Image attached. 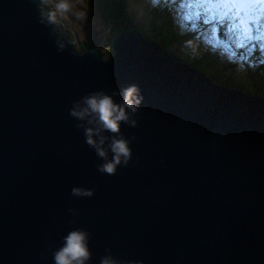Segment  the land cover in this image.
<instances>
[{"label":"water","instance_id":"95a60500","mask_svg":"<svg viewBox=\"0 0 264 264\" xmlns=\"http://www.w3.org/2000/svg\"><path fill=\"white\" fill-rule=\"evenodd\" d=\"M150 40L127 28L108 56L78 50L41 0H0V264H54L76 228L91 233L89 264L106 249L141 264H264V98ZM130 84L143 95L137 125H121L132 160L107 175L69 110Z\"/></svg>","mask_w":264,"mask_h":264},{"label":"clouds","instance_id":"9594fccd","mask_svg":"<svg viewBox=\"0 0 264 264\" xmlns=\"http://www.w3.org/2000/svg\"><path fill=\"white\" fill-rule=\"evenodd\" d=\"M191 43L188 42L189 45ZM116 97L120 99L117 100ZM142 101L143 95L136 84H130L121 90L113 89L111 93L94 91L73 101L69 115L78 121L77 127L83 129L86 144L94 149L102 161L97 166L99 172L115 175L119 166H127L132 160L130 144L135 136L126 137L121 132V125H137L135 117L140 111ZM94 192L93 188L71 189L74 197H92ZM69 211L75 213L73 209ZM90 240L91 233L87 229L71 230L63 237V244L55 250L54 264H89L92 257ZM105 252L100 264H141L139 261H122L110 249Z\"/></svg>","mask_w":264,"mask_h":264},{"label":"trees","instance_id":"16d2710c","mask_svg":"<svg viewBox=\"0 0 264 264\" xmlns=\"http://www.w3.org/2000/svg\"><path fill=\"white\" fill-rule=\"evenodd\" d=\"M51 3V0H41L43 11L50 15L54 22V28L59 33L64 34L69 40L72 39L71 31L55 15L56 11L55 8H52ZM95 4L98 6L102 17L99 15V22L103 21L104 25L101 26L108 37L107 40L103 38L100 43H109L110 48V38L116 35L118 31L136 28L144 37L160 44L170 53H174L171 51H174V47L177 46L184 55L177 54L181 56L182 61L194 68L201 65L202 68L198 69L203 72L204 69H207V75L216 83L239 88L264 98V72L261 70H253L248 73L240 70L237 72L234 67H225L218 62L214 63L208 59L209 54H197L195 46L202 50V46L197 44L196 41L198 37L192 33L190 34V32L183 35L176 31L174 23H179V21H174L170 6H167L163 0H95ZM146 24H150L152 28L147 29ZM189 41L192 42L191 45L188 44ZM206 41L209 42L208 39ZM76 42L77 44H73V46L78 50H82L87 45L98 46L94 43L86 44L87 42L84 41ZM189 46L191 51L188 48ZM238 74H246L251 79L248 81L238 79L235 77Z\"/></svg>","mask_w":264,"mask_h":264},{"label":"rangeland","instance_id":"374dc122","mask_svg":"<svg viewBox=\"0 0 264 264\" xmlns=\"http://www.w3.org/2000/svg\"><path fill=\"white\" fill-rule=\"evenodd\" d=\"M51 2L52 8H55V11L57 13L56 14L54 12L55 15L58 16L63 25L71 31L72 39L70 40L73 42V44H77L76 41H84L87 42L86 44H97L99 47H94L100 48L102 53L105 56H108V53L111 51V47L109 48V43H100L103 38L107 40L108 37L106 36V32L103 31L104 28L101 26L104 25L103 21L99 22V15L101 17V14L99 12L98 6L95 4V0H51ZM61 5H64V7L61 8ZM173 19L174 21H179V23H174V28L177 32H180L183 35L185 33L188 34L189 32L190 34L192 33L195 36H197L195 33L200 35V37L197 36V44L200 43L204 46H202V50H199V48L195 46V48L197 49V54H209L208 59H210L214 63L218 62L224 65L225 67H234L237 72L242 68L249 69L253 63L258 61H262V63L264 64V53H261L259 49H257V51L251 57H248L244 54V50H236L233 48V51L236 52V54L233 56L229 54L225 47L217 46L211 41L207 42L206 40L208 39L207 36L211 25L203 24L200 22H190V28V26L188 25L189 21L183 19L181 13L173 14ZM145 26L147 29L152 28L150 24H146ZM120 31H118L117 33H119ZM217 35L220 39L226 40V26L218 25ZM171 52H174L176 55L180 54L184 56L177 46H175L174 51ZM197 68L201 69L202 67L200 65ZM203 74L204 76H208L207 69H204ZM235 77L243 80L251 79L246 74H238Z\"/></svg>","mask_w":264,"mask_h":264},{"label":"snow or ice","instance_id":"6c2138e0","mask_svg":"<svg viewBox=\"0 0 264 264\" xmlns=\"http://www.w3.org/2000/svg\"><path fill=\"white\" fill-rule=\"evenodd\" d=\"M181 15L189 22L211 25L208 40L223 46L230 55L244 50L251 57L257 49L264 53V0H182ZM227 28L220 39L217 26Z\"/></svg>","mask_w":264,"mask_h":264},{"label":"bare ground","instance_id":"6f19581e","mask_svg":"<svg viewBox=\"0 0 264 264\" xmlns=\"http://www.w3.org/2000/svg\"><path fill=\"white\" fill-rule=\"evenodd\" d=\"M150 41H152V40H150ZM152 42H154V41H152ZM156 43V42H155ZM158 44V43H157ZM158 45H160V44H158ZM161 46V45H160ZM162 47V46H161ZM174 56H175V54H173ZM177 58H179L180 60H182V58H180L179 56H177ZM183 62H185V61H183ZM195 70L197 71V72H199L200 74H202L203 76H204V72L203 71H201L200 69H198L197 67L195 68ZM207 79H209L210 81H212V82H214V83H216L215 81H213V79L210 77V76H205ZM216 84H218V83H216ZM220 85V84H219Z\"/></svg>","mask_w":264,"mask_h":264}]
</instances>
